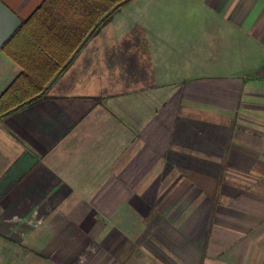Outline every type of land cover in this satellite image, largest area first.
<instances>
[{
    "label": "crops",
    "instance_id": "0c3cea01",
    "mask_svg": "<svg viewBox=\"0 0 264 264\" xmlns=\"http://www.w3.org/2000/svg\"><path fill=\"white\" fill-rule=\"evenodd\" d=\"M104 15L0 115V264H264V0Z\"/></svg>",
    "mask_w": 264,
    "mask_h": 264
},
{
    "label": "trees",
    "instance_id": "16d2710c",
    "mask_svg": "<svg viewBox=\"0 0 264 264\" xmlns=\"http://www.w3.org/2000/svg\"><path fill=\"white\" fill-rule=\"evenodd\" d=\"M123 0H42L41 4L3 44L22 67L21 73L0 96V115L36 98L100 21ZM40 83V88L31 86Z\"/></svg>",
    "mask_w": 264,
    "mask_h": 264
},
{
    "label": "water",
    "instance_id": "95a60500",
    "mask_svg": "<svg viewBox=\"0 0 264 264\" xmlns=\"http://www.w3.org/2000/svg\"><path fill=\"white\" fill-rule=\"evenodd\" d=\"M20 23V18L0 1V49L16 31Z\"/></svg>",
    "mask_w": 264,
    "mask_h": 264
}]
</instances>
